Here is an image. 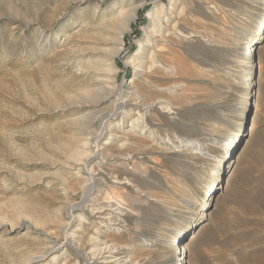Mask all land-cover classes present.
<instances>
[{"label":"rangeland","instance_id":"rangeland-1","mask_svg":"<svg viewBox=\"0 0 264 264\" xmlns=\"http://www.w3.org/2000/svg\"><path fill=\"white\" fill-rule=\"evenodd\" d=\"M169 10L175 32L150 35ZM147 37L163 56L140 76ZM56 246L264 264V0H0V264H54Z\"/></svg>","mask_w":264,"mask_h":264},{"label":"bare ground","instance_id":"bare-ground-1","mask_svg":"<svg viewBox=\"0 0 264 264\" xmlns=\"http://www.w3.org/2000/svg\"><path fill=\"white\" fill-rule=\"evenodd\" d=\"M170 11L171 10H169V12H167V11H161V12H158V13L157 12L154 13L156 15L153 16V18H155V21H156L157 26H156L155 29H153V31L150 33V35H154L155 36V34H156V35H159L161 37L163 35V33H164V32H162V29H163V31L165 29H168V31L170 30L172 33L175 32V27L170 25V21L173 20V18L171 17ZM160 34H162V35H160ZM167 36H168V34H167ZM151 42H152L151 39H149V37H147L145 39L144 44H140L138 46L137 51H136L137 52L136 55L130 61V65L135 66V68H137L139 70V73H142V74H140V76L143 75V74L150 73L153 70V68H155L156 61L157 60L155 61L156 58L154 56H156V57L157 56H159V57L160 56H163V55H161L162 54V50H160L158 53L154 54L155 52L153 50V44H151ZM152 50H153V52H151ZM149 52H151V53L148 56V53ZM127 106L128 105H126L123 102L120 103V108L121 109H123V108H125ZM129 115L136 116V120H130L128 127L130 129L133 128L138 134H143V129L139 127V124H140L139 122H141L142 120H144L143 119L144 117L140 116L139 111H137L136 109H131L130 112H129ZM109 120H110V118H109ZM100 137H101V134L97 137V141L99 140ZM96 151H98V149H96ZM90 161H91V159L88 160V162L85 164V167H86V165L90 164ZM92 182L93 181L91 179V183ZM90 188H92V187H90ZM115 211H117V209L114 208V206L112 204L97 205L96 208H94V209L91 208V212L94 213V214H96V215H98L99 218L98 217L97 218H98V220L100 222L101 221L102 222L103 221H107V223L113 221V219L115 218V215H116L115 214ZM75 215H76V207H71L69 209V222H67L64 225V235H65L64 236L65 237L64 239H65L66 244H69V245L74 242L72 239L74 238L73 234L75 232L70 235L69 234V231H71V229L73 227V225H72L73 221L77 219L76 218L77 216H75ZM77 221H81V218H78ZM81 226H83V225H81ZM99 232H101V231H99ZM95 234L97 235V233H95ZM104 245L103 244L94 245L93 246L94 247L93 248L94 250L92 251V256H100V255L108 254L110 252L109 249H108V246H104ZM62 250H63V247L62 246H56L55 248H53V250H51L52 253L54 254L53 257H52V259H50L51 262H53L54 264H59V262L62 261V264H77V263H72V262H70V261H68L66 259L64 260L63 259V255H64L63 253H64V251H62ZM97 258L100 259L99 257H97ZM111 258H114V256L113 257H110L109 255H107L105 257H102L101 256V259H103L104 261H106V259H111ZM113 262H117V261L116 260L115 261H109L106 264H113Z\"/></svg>","mask_w":264,"mask_h":264}]
</instances>
